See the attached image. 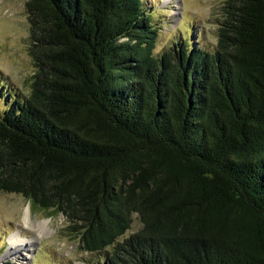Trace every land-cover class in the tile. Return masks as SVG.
I'll return each mask as SVG.
<instances>
[{
  "label": "trees",
  "instance_id": "obj_1",
  "mask_svg": "<svg viewBox=\"0 0 264 264\" xmlns=\"http://www.w3.org/2000/svg\"><path fill=\"white\" fill-rule=\"evenodd\" d=\"M224 5L212 51L157 56L143 0H27L36 70L27 98L3 90L0 190L102 264H264V0Z\"/></svg>",
  "mask_w": 264,
  "mask_h": 264
},
{
  "label": "rangeland",
  "instance_id": "obj_2",
  "mask_svg": "<svg viewBox=\"0 0 264 264\" xmlns=\"http://www.w3.org/2000/svg\"><path fill=\"white\" fill-rule=\"evenodd\" d=\"M143 1L151 12L159 10L157 56L174 46L178 49V40L211 51L217 46L226 0ZM26 4L27 0H0V110L6 107L4 89L8 98H27L32 91L31 77L36 68L30 55L33 42ZM141 227L135 216L132 229L121 241ZM14 235L26 242L34 241L30 252L23 250L17 257L14 251L7 255ZM108 252H85L79 235L63 215L35 207L20 194L0 190V264H102Z\"/></svg>",
  "mask_w": 264,
  "mask_h": 264
},
{
  "label": "bare ground",
  "instance_id": "obj_3",
  "mask_svg": "<svg viewBox=\"0 0 264 264\" xmlns=\"http://www.w3.org/2000/svg\"><path fill=\"white\" fill-rule=\"evenodd\" d=\"M28 214H29V211H28ZM26 241L19 238V235L12 236L11 237V249L12 250H10L7 255L9 256L10 252L12 255V253L14 251L15 252L14 255L17 257V255L21 254L22 253L21 251H23V250L30 252V248H31V246H33L34 241L33 240H31L29 242H26Z\"/></svg>",
  "mask_w": 264,
  "mask_h": 264
}]
</instances>
